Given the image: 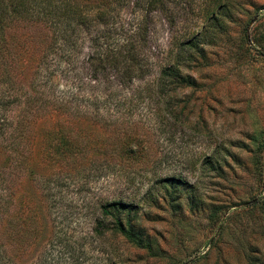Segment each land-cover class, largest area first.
<instances>
[{
  "label": "rangeland",
  "instance_id": "374dc122",
  "mask_svg": "<svg viewBox=\"0 0 264 264\" xmlns=\"http://www.w3.org/2000/svg\"><path fill=\"white\" fill-rule=\"evenodd\" d=\"M171 2L150 15L148 74L125 87L92 80L84 48L43 94L35 78L52 31L6 30L12 49L1 53L14 68L8 82L0 62V198L10 205L0 264H264V0ZM118 13L123 28L141 17L131 2ZM214 22L224 31L200 44ZM191 39L200 46L179 68L186 83L160 95L159 70ZM11 84L20 99L5 106ZM4 131L21 134L7 151ZM172 177L183 184L169 186ZM115 200L134 205L143 246L94 231Z\"/></svg>",
  "mask_w": 264,
  "mask_h": 264
},
{
  "label": "trees",
  "instance_id": "16d2710c",
  "mask_svg": "<svg viewBox=\"0 0 264 264\" xmlns=\"http://www.w3.org/2000/svg\"><path fill=\"white\" fill-rule=\"evenodd\" d=\"M128 2L140 11L139 21L129 24L127 27L119 26L116 20L119 19L118 11ZM166 3L172 4L171 0H0V62L5 67L4 78L10 82L11 73L14 68L13 63L5 64L7 61L2 52V47L9 51L11 44L6 37V30L17 27L21 23H37L52 31L49 38V45L41 61L47 58V62L42 63L43 69L37 73L36 80H43V94L55 84L58 73L67 76L84 48L87 49V63L92 80L97 82H107L111 78L125 87L140 81L147 73L146 65L149 63L145 53L146 39L149 33L150 15L154 12H164ZM166 6V7H165ZM222 7L219 6V10ZM114 13V14H112ZM216 14L214 21H217ZM173 23V22H171ZM213 29L211 41H203L200 44H211L216 41V31L222 33L223 25L212 23L207 26ZM201 36V35H199ZM200 44L194 40H188L182 46L181 57L176 56L170 64L161 67L157 78V92L160 95L167 91H174L179 85L185 84L186 79L180 75V66H188L192 62L193 52ZM66 61L67 68L61 69V62ZM13 62V61H12ZM41 65V64H40ZM47 66H53L50 72ZM59 67V69H58ZM71 67V68H70ZM47 74V76H45ZM2 77V76H1ZM12 85V84H11ZM21 86L12 85L6 91H13L9 94V99L3 104L7 106L11 101L15 102L20 97L17 92ZM15 95V96H13ZM25 98L26 109H34V98L30 94L21 93ZM41 100V98H39ZM38 103V102H37ZM47 109L48 104L54 107L55 111H60V103L41 102ZM5 125L8 124L5 121ZM8 132L2 133L4 140L9 143L4 145V150L13 144L16 138L21 135L19 132L15 137ZM7 137V138H6ZM24 150L21 149L18 155L23 158ZM11 153L7 157L9 163L12 162ZM16 160H18L16 158ZM22 162V160H20ZM18 162V165L20 164ZM168 185L175 188L183 183L176 178H168ZM172 196V194H169ZM8 200L0 198V219L4 208L10 207ZM133 204L123 200H115L103 203L100 207L101 219L96 222L95 232L101 235L105 231H110L143 246L142 240L137 236L133 228V220L137 218L136 213H132Z\"/></svg>",
  "mask_w": 264,
  "mask_h": 264
}]
</instances>
